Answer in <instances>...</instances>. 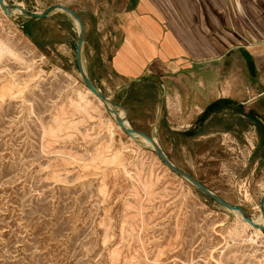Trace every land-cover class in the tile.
<instances>
[{"label": "rangeland", "instance_id": "1", "mask_svg": "<svg viewBox=\"0 0 264 264\" xmlns=\"http://www.w3.org/2000/svg\"><path fill=\"white\" fill-rule=\"evenodd\" d=\"M6 1L77 11L83 62L99 90L178 167L261 221L258 132L202 136L201 123L187 125L184 97H161L160 81L136 84L112 69L125 0ZM24 21L0 7V264H264V230L171 171L87 93L74 21L56 12L30 25L32 38Z\"/></svg>", "mask_w": 264, "mask_h": 264}, {"label": "crops", "instance_id": "2", "mask_svg": "<svg viewBox=\"0 0 264 264\" xmlns=\"http://www.w3.org/2000/svg\"><path fill=\"white\" fill-rule=\"evenodd\" d=\"M118 15L119 76L184 97L202 136L254 129L264 151V0H125Z\"/></svg>", "mask_w": 264, "mask_h": 264}, {"label": "water", "instance_id": "3", "mask_svg": "<svg viewBox=\"0 0 264 264\" xmlns=\"http://www.w3.org/2000/svg\"><path fill=\"white\" fill-rule=\"evenodd\" d=\"M0 7L4 14L8 17L15 18L17 16H24L28 18H46L55 12H63L68 15L75 23L77 28V40L75 45V62L78 69L80 78L82 79L85 86L102 102L106 111L113 117L114 121L121 127V129L133 139H141L146 141L155 153L158 155L160 160L179 177L190 183L193 187L197 188L213 201L222 205L228 209L231 215L238 217L239 219L246 221L253 228H259L264 230V190L262 191L259 198V210L262 217L261 221H254L248 215L245 214L243 208L239 204H232L224 200L217 193H215L208 186L203 184L201 181L190 175L180 167H178L167 155L161 144L150 134L143 130L132 127L127 119L128 109L120 104L113 101L112 98L105 96L94 84L90 76L88 75L84 62H83V47L85 43V29L84 23L81 16L71 7L62 3H52L41 11L26 8L25 6L7 2L6 0H0ZM162 85V97L165 95L164 86ZM126 92L123 94L122 99L126 96Z\"/></svg>", "mask_w": 264, "mask_h": 264}, {"label": "trees", "instance_id": "4", "mask_svg": "<svg viewBox=\"0 0 264 264\" xmlns=\"http://www.w3.org/2000/svg\"><path fill=\"white\" fill-rule=\"evenodd\" d=\"M53 14H51L50 16H52ZM18 17L19 18H25L24 23L21 24V28H22L23 33L25 35H27L29 38H32V34H31L30 29H29L30 25L39 24L40 22H42L45 19V18H28V17H24V16H20V15ZM187 133H192V130L191 129L187 130Z\"/></svg>", "mask_w": 264, "mask_h": 264}, {"label": "bare ground", "instance_id": "5", "mask_svg": "<svg viewBox=\"0 0 264 264\" xmlns=\"http://www.w3.org/2000/svg\"><path fill=\"white\" fill-rule=\"evenodd\" d=\"M2 10V9H1ZM86 91H87V93H89V94H92L101 104H102V102L86 87ZM144 141V140H143ZM145 143H147L146 141H144ZM148 144V143H147ZM242 223H244V224H247L248 226H251L249 223H247L246 221H243V220H241V219H239ZM261 220H262V218H261ZM252 227V226H251ZM253 228V227H252ZM254 229H256V230H259V228H254Z\"/></svg>", "mask_w": 264, "mask_h": 264}]
</instances>
